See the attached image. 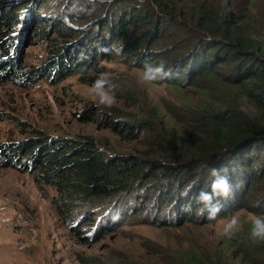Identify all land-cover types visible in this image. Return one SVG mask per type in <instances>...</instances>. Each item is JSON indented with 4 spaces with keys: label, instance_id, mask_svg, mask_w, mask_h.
Here are the masks:
<instances>
[{
    "label": "rangeland",
    "instance_id": "rangeland-1",
    "mask_svg": "<svg viewBox=\"0 0 264 264\" xmlns=\"http://www.w3.org/2000/svg\"><path fill=\"white\" fill-rule=\"evenodd\" d=\"M248 1L252 0H174L176 17H170L166 23L160 15L162 19L167 16L154 0L15 1V8L24 5L18 10L17 19L21 18L20 13H26L28 18L21 19L15 26L16 32L9 33L16 52L13 69H42L47 64H56L62 57L77 58L82 50L88 54L89 51L109 53V56L84 65L80 73L57 83L53 82L56 76L37 80L33 85L14 81L0 84V145L37 143L33 157L42 154L49 139L52 142L92 140L108 156L135 159L143 176L128 192L96 200L94 205L74 198L68 203L71 210L66 221L60 217L54 202V187L40 179L38 158L23 167H0V264H171L178 246L182 251L199 248L205 253H216L217 248H222L224 237L218 231L226 219L237 216L239 228L253 218L249 211L222 218L225 212L221 208L217 218L209 221L198 218L194 210L180 202L178 209L186 208L183 217L178 211L172 214L170 208L158 202L163 199L158 194L167 184H172L175 190L179 185L168 179L165 169L169 161L162 158L167 151L166 158L174 156L171 134L192 130L191 118L196 119L202 107L212 110L222 97L230 95L208 80L191 86L187 69L186 76L176 84L180 70L177 63L183 59L184 51L193 47L188 36L196 26L195 18L202 10L219 14L225 2L233 4L232 11L237 12ZM15 2L0 0V10ZM133 9L142 14L156 13L158 19L153 27L132 30L134 37L142 39L144 55L129 57L123 53L121 43L109 41L105 25L112 16H121L122 10ZM49 23H64L65 39L57 37L54 25L46 30L45 39H41L36 26ZM160 25V30H156ZM70 34L73 39H68ZM142 34L148 37H139ZM53 55L58 58H52ZM146 62L163 63L172 69L171 77L151 85L141 84L143 67L138 63ZM102 78L115 85L116 101L111 107L100 105L90 92L94 81ZM241 102L245 108L246 102ZM86 115L91 118L89 121L83 120ZM126 123L131 128L122 135L120 125ZM145 124L156 131H144ZM39 139L45 140L43 146ZM157 139L158 148L152 146ZM160 150L163 153L158 155ZM194 156L191 151V158ZM4 161L0 159L1 163ZM188 176L182 183L184 192L189 180L192 184L197 182V177L192 179L190 173ZM249 196L248 204L255 206V196L253 193ZM222 249L218 252H223Z\"/></svg>",
    "mask_w": 264,
    "mask_h": 264
},
{
    "label": "trees",
    "instance_id": "trees-1",
    "mask_svg": "<svg viewBox=\"0 0 264 264\" xmlns=\"http://www.w3.org/2000/svg\"><path fill=\"white\" fill-rule=\"evenodd\" d=\"M154 1L160 6V11L167 16L162 19L160 15L163 22L166 23L170 17H176L175 8L172 7L174 0ZM16 4L15 2L12 6L0 10V84L14 81L23 82V85H33L37 80L56 76L53 82L57 83L80 73L84 65L109 56V53L89 51L91 54H88L82 50L77 58L62 57L59 58V62H55L56 64H47L42 69L31 68L28 71L21 67L13 69L12 63L16 60V52L14 47L12 48L15 45L10 34L16 32L15 26L22 21L21 19L26 18V13L23 15L20 13L21 18L17 19L18 10L24 8V5L15 8ZM233 6L225 2L219 14H214L212 10H202L197 14L196 26L188 36V42L193 47L190 51H184L183 59L177 63L180 70L176 84L186 76L184 71L187 69L191 86L199 81L206 83L208 80V83L220 85L219 91H227L230 94L222 97L212 110L202 107L196 119L191 118L192 130L178 135L172 133L170 140L174 156L166 158L168 151L162 155L164 160L169 161L165 169L168 179L175 180L181 186L178 185L175 190L172 184H167L158 194L159 198L163 197L158 202L170 208L172 214L178 211L183 217L186 208L182 211L178 209L180 202L182 206L196 212L201 206L198 203L199 194L211 191L214 180L212 170L225 166L229 170L228 178L233 197L218 201L225 212L221 217L239 211H249L253 216L264 217V0L248 1L237 12L232 11ZM142 13L138 9L131 12L122 10L121 16H112L110 22L105 25L109 41L111 40L112 44L121 43L126 56L144 55L140 45L142 39L134 37L132 30L141 26L153 27L156 24L155 20L158 19L156 13L152 15L148 12ZM63 24H38L37 34L41 39H45L46 30L54 25L57 37L65 39ZM161 25L156 30H160ZM143 36L148 37V34L139 37ZM150 36L153 38L152 34ZM73 38L71 34L68 36V39ZM54 53L58 55V52ZM57 55H53L52 58H58ZM138 64L143 67V63ZM208 91L206 95H209ZM241 101H245L244 105L251 109L243 108ZM111 114L115 115L116 112ZM87 116L86 118L83 116V120L91 119ZM127 124L130 123L119 124L122 135L123 132L128 133L131 128ZM143 130H152V133L156 131L153 126L150 128L146 124ZM39 141L42 145L45 140ZM156 141L152 146L158 148L160 141L158 139ZM36 145L37 143L30 146L28 143L0 145V159H5L4 162H0V167L13 169L15 166L23 167L26 162L38 158V161L35 160L40 179L45 185L54 187L56 191L54 202L60 217L66 221L71 210L68 203L74 198L94 205L97 204L96 200L128 192L143 176L135 159L108 156L107 152L101 150L92 140L52 142L49 139L48 143L44 144L45 150L42 154L38 155L39 157H31L32 152L36 151ZM40 148L39 151L42 150V147ZM191 151L195 154L194 158H191ZM162 153L163 150H160L158 155ZM188 173L193 175L192 179L197 177V182L192 184L189 180V187L184 192L182 183L183 180L187 181L184 177H189ZM166 190L167 192H164ZM172 191L173 194L170 193ZM250 193L255 196V206H250L247 202ZM251 220L243 222L233 238H224L223 249L217 248L216 253H205L199 248L182 251V247L178 246L173 252L171 264H264V242H253L250 239ZM163 225L167 226L164 223ZM98 226L102 228V222ZM102 231L106 232L107 229ZM220 249L223 252H218Z\"/></svg>",
    "mask_w": 264,
    "mask_h": 264
},
{
    "label": "clouds",
    "instance_id": "clouds-1",
    "mask_svg": "<svg viewBox=\"0 0 264 264\" xmlns=\"http://www.w3.org/2000/svg\"><path fill=\"white\" fill-rule=\"evenodd\" d=\"M172 75V69L163 63L152 64L146 62L141 70L140 83L151 85L166 80ZM90 92L97 98L98 103L105 107H111L115 101V85H112L107 78L97 79L90 86ZM228 168L213 169L214 180L210 192H201L198 196V203L201 205L196 215L198 218L213 221L217 218L221 205L219 200H228L233 197L232 186L228 178ZM191 210V209H189ZM239 218L235 215L226 219L218 231V235L231 239L236 235ZM250 239L253 242H264V217L254 215L251 220Z\"/></svg>",
    "mask_w": 264,
    "mask_h": 264
}]
</instances>
